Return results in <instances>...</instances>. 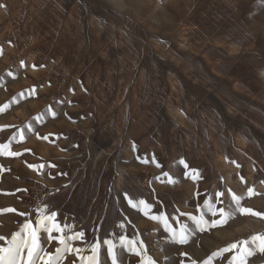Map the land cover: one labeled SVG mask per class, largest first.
Instances as JSON below:
<instances>
[{"label": "rangeland", "instance_id": "rangeland-1", "mask_svg": "<svg viewBox=\"0 0 264 264\" xmlns=\"http://www.w3.org/2000/svg\"><path fill=\"white\" fill-rule=\"evenodd\" d=\"M46 1L0 0V108L8 105L0 111V145L7 146L0 148V209L16 210L0 214V237L5 238L0 247L7 248L17 232L27 239L23 226L31 222L39 228L41 210L46 208L47 213H57V223L67 226L62 233L53 232V237L84 234L67 239L79 251L64 252L59 264H93L91 256L97 257L98 264H112L104 244L109 239L115 244L117 264H142L146 256L156 264H239L241 259L246 264H264L258 242L251 243L252 236L264 235V218L237 214L227 226L203 232L190 219L201 213L205 219L213 218L206 201L216 208L234 207L233 193L241 198L242 207L264 213V155H250L240 160L243 164L225 168L208 156L215 151L214 130H218L216 141L221 137L219 121L204 114L203 123L194 130H207L205 138L208 135L211 142L194 146L191 131L184 126L194 124L196 102L187 114L172 113L168 105L173 98L167 95L159 116L137 118L139 102L147 106L155 98L156 105L159 96L138 93L152 86L151 77L144 76V89L132 88L142 72L158 76L159 65L170 59L203 62L207 77L225 88H232L239 67L255 64L257 71L264 70L257 48L241 45L248 40L264 49V0H227L222 8L217 4L222 0H92V6L98 5L96 14L106 19L98 20L101 24L89 19L91 14L81 3L68 7L80 13L77 18L64 19L61 12L66 18V8L54 4L46 9ZM182 11L192 17L191 25L189 19L177 18L183 25L176 31L178 23H168ZM209 23L208 33L199 31ZM156 37L183 49H191L193 43L207 44L197 51L176 48V57L166 54L154 42ZM248 54L252 58L245 57ZM257 87L262 91L263 84ZM204 90L215 95L211 89ZM255 100L257 108H264L263 97ZM139 112L145 114V110ZM247 123L253 127L251 133L239 135L237 141L244 149L249 144H244L243 137L264 141L260 133L264 124ZM141 131L144 134L138 135ZM190 146L196 148L195 154ZM193 170L199 173L195 180ZM165 172L176 183H167ZM249 188L257 194L249 196ZM129 198L151 204L149 215L132 208ZM160 213L177 231L184 225L192 230L188 243L174 242L164 223L150 218ZM120 236L143 240L146 253L138 256L121 247ZM244 240H249L253 255L221 251ZM97 242L99 250L94 253ZM38 244L43 253L53 255L62 247L43 229L38 231Z\"/></svg>", "mask_w": 264, "mask_h": 264}, {"label": "crops", "instance_id": "crops-1", "mask_svg": "<svg viewBox=\"0 0 264 264\" xmlns=\"http://www.w3.org/2000/svg\"><path fill=\"white\" fill-rule=\"evenodd\" d=\"M219 1V0H218ZM220 2V1H219ZM227 0H222L221 3L218 4V8H222L220 5L227 4ZM230 3V1L228 0ZM83 4L87 9L88 13L91 14L89 19L91 20H106L105 18H100L95 12L96 6H92L93 1L92 0H47L46 1V9L50 5H60L63 8H66L64 10V14L61 12L62 17L64 19L67 18H77L80 13L78 11H72L69 10V6L72 5H79ZM157 8H159V5H157ZM81 8V7H78ZM225 9L227 7H224ZM82 9V8H81ZM83 10V9H82ZM95 10V11H94ZM123 10V9H122ZM189 13H185L184 11L178 12L177 17L173 16L175 18V21L172 23L168 24H173L175 26L177 23V30L179 31L180 28L182 27L180 22L181 20L178 21L177 18L180 19V17H185L184 19H189L190 25H191V20L192 17L188 16ZM227 14V13H224ZM158 14H155L157 16ZM126 17V15H124ZM147 17H150L149 15ZM182 19V22H185V20ZM194 20V19H193ZM100 24L101 22L98 21ZM167 24V25H168ZM243 24V23H241ZM98 26V25H96ZM209 25H205L203 27L201 25V31L202 33H208L209 29L212 28ZM240 26V25H239ZM99 27V26H98ZM166 25H163L162 28L165 29ZM196 27V26H194ZM241 27V26H240ZM247 25L244 23L243 28L246 29ZM169 29V28H168ZM205 29V31H204ZM170 30V29H169ZM247 30V29H246ZM242 31V30H241ZM255 39V37H254ZM154 42L160 46L163 51L167 54L173 53L176 57V48H180V51L183 50H190V51H197L198 49L201 50V48L206 45L207 43L201 42L199 45H196V43L191 44V49H183L182 47H177L173 46V43L170 40H166L164 37L159 38L156 37L154 39ZM192 45H195L193 47ZM203 45V46H202ZM242 47H253L255 50L257 48V52L259 55L257 58L264 59V49L260 45H251L248 40H245V43L241 44ZM187 47L189 45H186ZM198 47V49H197ZM178 50V51H179ZM248 51V50H247ZM256 54L253 56V59L256 58ZM245 57L247 58H252L251 54L246 55ZM244 57V58H245ZM170 59V58H169ZM185 61V60H184ZM180 61L177 59L175 61L173 60H168L164 64L162 63L159 65V69L157 70L158 76H153L151 75V72H145L143 75V72L141 74V78L138 79L133 85L132 88H136L137 90H141L140 88L144 89L145 83H147L146 80H144L145 77H151L153 80L152 86L149 88H146L145 90L139 91V95H157V103L155 105L153 98H151L150 103L147 106H141V102H139V106L136 108L138 110H135L133 114L137 118H144L146 115H149L148 118L149 120L151 119L150 115H154L155 117L159 116V111H161L162 107V102L165 101V98L167 95L173 99H169L171 103L168 105V109L170 112H177L180 113L184 111L187 114V111H191V106L192 102H196L197 105L192 112V119H194V124L188 122L185 124L184 129H187L188 131H191L190 134V139L194 141V146L195 144H199V142H211V140L205 138V133H207V130H194L195 128L200 126L201 123H203V118L202 116L204 114H209L208 116L214 117L217 121H219L220 124V134L221 137L219 138V141H216L217 134L216 130H214V134L216 135L215 139H212V141L215 144V151H210L209 152V158H217V161L222 162V166L226 167H232L236 166L239 164H243L240 162L243 158H247L250 155H253V157H263L264 155V141L262 142H251L248 140V138L243 137L245 140V143H248L249 145L247 148H240L239 145L237 144V141H239V135L244 134L245 132H250L251 133V126H249V121H255V122H261L264 124V108L262 107H256V97H263L264 98V70L257 71L255 64L248 65L247 68H238L237 71L240 75L237 76V80L233 81V84L237 85L234 87L232 84V88L224 87L222 84H218L216 82V79L207 77V71L205 70V67L203 66V62H184ZM264 63V61H263ZM262 63V64H263ZM264 68V66H263ZM258 72V74H257ZM262 73V74H261ZM260 74V76H259ZM145 76V77H144ZM258 76V80H257ZM211 82L212 85H208V82ZM101 82V81H100ZM106 80L101 82V86L103 87L105 85ZM263 84V89L262 91H259V87L257 85H262ZM209 86V87H208ZM110 87V86H109ZM106 86V88H109ZM208 87V88H207ZM158 91H154V90ZM176 88V90H175ZM242 88V89H241ZM112 89V88H111ZM153 89V90H152ZM204 89H211L212 92L215 95H206ZM145 91V92H143ZM259 91V92H258ZM208 92V91H207ZM206 92V93H207ZM258 92V95H256ZM187 95V96H184ZM183 96V97H180ZM250 96V97H249ZM252 96V97H251ZM210 97H213V100H210ZM255 97V98H254ZM150 99V98H149ZM189 105V108L186 106ZM142 107V108H141ZM145 110V114L143 116H140L139 110ZM166 110V109H164ZM257 110H259L257 112ZM150 111H155L157 113H150ZM168 112V110H166ZM158 114V115H157ZM133 115V118L136 119V117ZM184 117V116H183ZM201 117L202 120H197ZM138 121V120H137ZM185 123V122H184ZM258 124V123H257ZM163 125V124H162ZM141 127L143 125H140ZM195 127V128H194ZM226 127V130H225ZM146 132V130H143ZM143 131L140 134H144ZM226 132V133H225ZM137 133V132H136ZM264 134V126H263V131L260 132ZM177 135V134H176ZM213 137V136H212ZM176 140V136L174 137ZM187 138V135L185 136V139ZM204 139V140H201ZM261 141V140H260ZM217 142V143H215ZM219 142V143H218ZM193 146V147H194ZM192 146L189 147V149H192V151L196 152V148H193ZM184 151L188 149V147L183 148ZM192 151L190 152L192 155ZM251 152V154H250Z\"/></svg>", "mask_w": 264, "mask_h": 264}, {"label": "snow or ice", "instance_id": "snow-or-ice-1", "mask_svg": "<svg viewBox=\"0 0 264 264\" xmlns=\"http://www.w3.org/2000/svg\"><path fill=\"white\" fill-rule=\"evenodd\" d=\"M8 105H4L3 108H0V111H3L4 108H7ZM44 139H47V137H44ZM6 145H0V148H6ZM10 155L16 156L20 155L16 152H10L8 153ZM147 163V161H145ZM181 163H184L181 161ZM185 168L188 167L187 164L184 165ZM157 167H160L159 164H157ZM194 174L191 176L193 180L197 179L199 173L196 170H193ZM163 176L166 178V182L169 184L176 183V180L170 176L167 172L163 173ZM157 179H160V177H157ZM249 196L254 193V189L249 188L248 189ZM218 196H223V193H218ZM232 199L234 201L235 206H229V208L226 210L224 207L216 208L214 204L211 201H206V207H208L209 211L211 212L212 219L208 220L205 219L204 214L201 213L199 217L191 216L190 219L194 222L196 229L203 232L206 230H211L215 228H223L227 226L237 214L245 215V214H251L253 216L262 217L264 218V213L254 211L251 208L242 207L241 206V198L237 196L235 193L232 194ZM129 205H131L132 208L140 209L141 211H144V215L148 216L151 208L153 207L151 204H148L145 200H134L132 198L128 199ZM16 211L13 208H4L0 209V214H4L7 212H14ZM42 216L38 220L39 228L33 227L31 222L26 223L23 226V230L27 233V239H25L24 236L21 235L20 232H17L15 235L12 236L11 243L7 248L0 247V264H37L38 261L42 262V264H59V260L62 257V254L64 252H78V249H74L70 246V244L67 242V239H80L83 237V232L75 234L73 237L70 238H61L59 236L53 237L52 233H62L65 226H61L59 223L56 222L57 213L56 212H50L47 213L46 208L41 210ZM23 215V213H21ZM183 215V214H182ZM153 220L161 221L164 223L165 227L172 232V240L179 244H186L189 241L191 231L187 228V225H184L181 227L179 231L174 229L169 223L167 217L160 213L159 215H152L150 217ZM121 228L124 227V225L120 226ZM40 229H43L47 232L49 239H58L62 247H59L56 249V253L50 254V253H43V249L39 248L38 244V231ZM5 239L4 237H0V240ZM120 245L121 247H127L128 251H135L136 254L139 256L142 252L146 253V247L144 246L143 240L137 241L136 239H128L125 236H120ZM258 242V245H257ZM251 243L253 245L258 246V250L261 253H264V235L258 234L251 237ZM104 244L107 245L108 252L112 256V264H117L116 260V253L114 251L115 244L113 240H105ZM139 244V247L137 246ZM99 242H97L94 246L92 251L94 253H97L99 250ZM39 249V250H38ZM27 250V257L24 256V251ZM232 250H239L238 255L241 253H245L247 256H251L254 254L253 250L249 247V240L244 241H238L236 243H232L229 247L222 249L223 252H230ZM43 253V254H42ZM185 255H187L185 253ZM35 256V259L33 257ZM90 261L93 262V264H98V260L96 256H91L88 258ZM142 264H156V261L151 256H146L143 260ZM193 264H195V261H193ZM239 264H246V260L241 259L239 261Z\"/></svg>", "mask_w": 264, "mask_h": 264}, {"label": "bare ground", "instance_id": "bare-ground-1", "mask_svg": "<svg viewBox=\"0 0 264 264\" xmlns=\"http://www.w3.org/2000/svg\"><path fill=\"white\" fill-rule=\"evenodd\" d=\"M123 1H127V0H123ZM147 1H148V0H147ZM151 1H152V0H151ZM151 1H150V3H151ZM143 2H144V1H143ZM152 2H153V1H152ZM152 5H154V4H152ZM126 6H127V5H126ZM139 6H140V5H139ZM6 7H7V6H6ZM10 7H11V6H10ZM117 7H118V6H117ZM123 7H124V6H123ZM133 8H134V7H133ZM123 9H125V8H123ZM126 9H127V8H126ZM155 11H156V10H155ZM153 12H154V11H153ZM41 14H42V13H41ZM41 14H40V15H41ZM141 15H142V14H141ZM1 16H2V15H1ZM38 17H39V16H38ZM40 17H41V16H40ZM40 17H39V18H40ZM3 18H4V17H3ZM37 19H38V18H37ZM46 19H47V18H46ZM43 20H44V19H43ZM184 20H185V19H184ZM1 21H2V20H1ZM44 21H45V20H44ZM169 21H170V20H169ZM135 24H136V23H135ZM1 25H2V23H1ZM40 25H41V24H40ZM38 26H39V25H38ZM0 27H1V26H0ZM36 27H37V26H36ZM133 27H134V26H133ZM135 27H136V26H135ZM1 28H3V26H2ZM136 28H137V27H136ZM135 30H136V29H135ZM176 30H177V29H176ZM37 31H38V30H37ZM40 31H41V30H40ZM38 32H39V31H38ZM37 34H38V33H37ZM70 34H71V33H70ZM28 36H29V35H28ZM14 40H15V39H14ZM41 40H42V39H41ZM73 41H74V40H73ZM34 43H35V42H34ZM36 43H37V42H36ZM36 43H35V44H36ZM153 43H154V42H153ZM37 44H38V43H37ZM12 45H13V44H12ZM26 47H27V46H26ZM37 47H38V46H37ZM37 47H36V48H37ZM32 48H33V47H32ZM34 48H35V47H34ZM34 48H33V49H34ZM27 49H28V48H27ZM28 50H29V49H28ZM28 50H27V51H28ZM32 53H33V52H32ZM35 57H36V56H35ZM38 59H39V58H38ZM248 67H249V66H248ZM87 96H88V95H87ZM38 106H39V105H38ZM86 122H87V121H86ZM76 123H77V122H76ZM140 125H141V124H139V126H140ZM140 127H141V126H140ZM142 128H143V127H142ZM137 129H138V128H137ZM141 132H142V131H141ZM141 132H139V133H141ZM139 133H138V134H139ZM64 138H65V137H64ZM75 147H76V146H75ZM81 160H82V159H81ZM99 160H100V159H99ZM220 170H221V169H220ZM120 173H122V172L120 171ZM222 173H223V172H222ZM190 179H191V178H190ZM142 184H143V183H142ZM124 185H125V184H124ZM127 188H128V187H127ZM101 192H102V191H101ZM86 213H87V212H86ZM78 218H79V217H78ZM88 218H89V217H88ZM88 218H87V219H88ZM89 220H90V219H89ZM89 220H88V221H89ZM93 222H94V221H93ZM108 227H109V226H108ZM106 228H107V227H106ZM116 236H117V235H116Z\"/></svg>", "mask_w": 264, "mask_h": 264}]
</instances>
